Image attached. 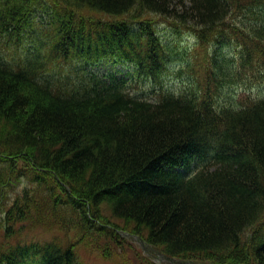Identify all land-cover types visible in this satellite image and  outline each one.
I'll list each match as a JSON object with an SVG mask.
<instances>
[{
  "label": "trees",
  "instance_id": "16d2710c",
  "mask_svg": "<svg viewBox=\"0 0 264 264\" xmlns=\"http://www.w3.org/2000/svg\"><path fill=\"white\" fill-rule=\"evenodd\" d=\"M233 14L246 22L229 26ZM162 22L239 58L188 60ZM73 60L74 76L61 66ZM168 76L188 83L172 91ZM263 77L264 0H0V264H90L76 245L100 238L264 264V96L232 91ZM42 224L76 240L21 239Z\"/></svg>",
  "mask_w": 264,
  "mask_h": 264
},
{
  "label": "rangeland",
  "instance_id": "374dc122",
  "mask_svg": "<svg viewBox=\"0 0 264 264\" xmlns=\"http://www.w3.org/2000/svg\"><path fill=\"white\" fill-rule=\"evenodd\" d=\"M41 13H40V18H41ZM247 19L249 21H253V18L251 15H247ZM241 17V16H240ZM236 17L234 14L230 16L228 25L235 28V21L238 22V24H241L242 22H246L241 17ZM244 17V16H243ZM244 20V21H243ZM248 21V22H249ZM160 32L164 40H167L169 43L172 44V49L179 48L178 50L182 51L185 55H187V59L193 60L194 57L197 55H201L202 57L209 53H213L214 51L219 52V54H224L226 53L230 54V57H233L234 55L237 54V50L235 49V46L233 45L232 47L227 48V45L225 44H218L212 45H206L201 43L199 38L192 32L188 27H175L167 22H162L160 24ZM242 31H238V35L241 36L243 33ZM210 41H213L214 38L209 37ZM213 44V43H212ZM210 47V48H209ZM208 50V51H207ZM262 53V52H261ZM232 54V55H231ZM238 55V54H237ZM236 55V56H237ZM238 57V56H237ZM239 58V57H238ZM175 61H179V59H175ZM197 63L199 64L197 72L201 75V78H205L207 76L206 72L208 71L207 69V63L202 62L197 59ZM179 64V63H178ZM62 70H67V69H72L71 75L74 76V69H79L81 67L80 63L76 62L73 60V62H62L61 64ZM80 66V67H79ZM172 67H181L180 64L177 65L175 62L172 64ZM120 70L119 68H116ZM125 70V69H123ZM242 73V72H241ZM205 74V75H204ZM246 73L243 74V78H245ZM186 77V76H185ZM184 77V78H185ZM166 86L168 89L172 91H177L183 87H185L188 83L186 80L179 79L175 76H168L166 77ZM248 81V80H245ZM152 88L151 85L146 86V90ZM232 91L233 97H235V101H238L239 103L246 104L252 100H256L259 97L264 96V77L261 82H256V81H251V82H241L237 86L233 87ZM227 92L220 91L219 92V97L216 99L218 101H225L227 99ZM216 100V101H217ZM76 229H69L64 231L61 227L51 225V224H42V225H29L22 238L23 240H33V239H38L40 242H46V241H51V240H59L60 242H67V244L73 243L72 240H76ZM18 237H14L12 240L19 241L17 240ZM13 242V243H14ZM76 243V241H75ZM137 241L134 242H128V244H121L119 246L113 245V243L110 240L107 239H95L93 244H89L85 246V244H75L76 245V250L78 251L79 257L85 262V263H90V264H143L142 258H140L136 252H141L146 250V253L151 256H156L152 249L147 245V244H141ZM112 247V252L114 251L115 253L112 254L108 252L107 256L103 255L107 249V247ZM93 247V248H92ZM161 259H159V262L162 264H176L175 262L172 261V263L166 259H164L162 256H160ZM183 264H192V263H183Z\"/></svg>",
  "mask_w": 264,
  "mask_h": 264
}]
</instances>
